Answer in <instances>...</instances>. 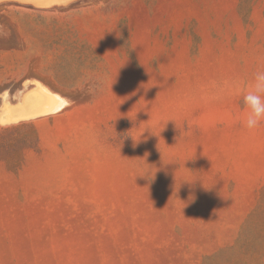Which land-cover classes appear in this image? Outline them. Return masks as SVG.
I'll list each match as a JSON object with an SVG mask.
<instances>
[{"label": "rangeland", "instance_id": "374dc122", "mask_svg": "<svg viewBox=\"0 0 264 264\" xmlns=\"http://www.w3.org/2000/svg\"><path fill=\"white\" fill-rule=\"evenodd\" d=\"M67 3L62 108L0 123V264H264V0Z\"/></svg>", "mask_w": 264, "mask_h": 264}, {"label": "crops", "instance_id": "0c3cea01", "mask_svg": "<svg viewBox=\"0 0 264 264\" xmlns=\"http://www.w3.org/2000/svg\"><path fill=\"white\" fill-rule=\"evenodd\" d=\"M3 1L0 0V4L6 8V18L0 20V61H4L0 63V68L6 69V77L1 78L0 74V92H3L0 105L5 100L4 92L10 93L9 101L16 102L19 95L14 91L19 93L21 88L25 91L35 87L37 81L57 91L68 90L58 87L59 82L49 69L54 67L56 60L61 59L62 21L76 20L79 14L85 16L87 9L81 13L63 11L62 8L71 0L64 3L57 0L49 3H37L34 0ZM18 80L20 84L16 85Z\"/></svg>", "mask_w": 264, "mask_h": 264}, {"label": "bare ground", "instance_id": "6f19581e", "mask_svg": "<svg viewBox=\"0 0 264 264\" xmlns=\"http://www.w3.org/2000/svg\"><path fill=\"white\" fill-rule=\"evenodd\" d=\"M34 1L37 3H49L50 1H55V0H34ZM57 1H61L64 3L68 0H57ZM36 83H35V87H32L30 89H27L28 85L26 83L27 90L23 91V89L21 88V92L19 91L18 93L19 98L18 100H16V102H11L12 100L9 101L8 100L9 93L7 91L4 92L5 100L2 107H0L1 124H9L21 120L49 115L51 113L59 111L62 108L64 102H62V100L57 96V94L50 86L42 85L38 82Z\"/></svg>", "mask_w": 264, "mask_h": 264}, {"label": "clouds", "instance_id": "9594fccd", "mask_svg": "<svg viewBox=\"0 0 264 264\" xmlns=\"http://www.w3.org/2000/svg\"><path fill=\"white\" fill-rule=\"evenodd\" d=\"M243 103L250 109L245 126L255 130L264 121V71L255 73L250 89L243 96Z\"/></svg>", "mask_w": 264, "mask_h": 264}]
</instances>
